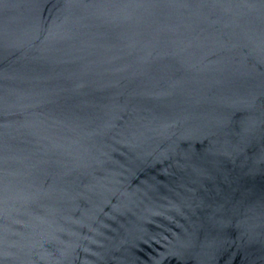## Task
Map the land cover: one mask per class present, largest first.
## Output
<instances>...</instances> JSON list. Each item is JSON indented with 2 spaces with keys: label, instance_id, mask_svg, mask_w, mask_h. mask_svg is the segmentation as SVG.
<instances>
[{
  "label": "water",
  "instance_id": "obj_1",
  "mask_svg": "<svg viewBox=\"0 0 264 264\" xmlns=\"http://www.w3.org/2000/svg\"><path fill=\"white\" fill-rule=\"evenodd\" d=\"M0 264H264V0H0Z\"/></svg>",
  "mask_w": 264,
  "mask_h": 264
}]
</instances>
